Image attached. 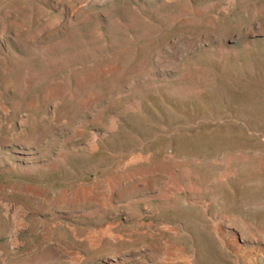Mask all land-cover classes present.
Here are the masks:
<instances>
[{"label": "rangeland", "instance_id": "374dc122", "mask_svg": "<svg viewBox=\"0 0 264 264\" xmlns=\"http://www.w3.org/2000/svg\"><path fill=\"white\" fill-rule=\"evenodd\" d=\"M0 264H264V0H0Z\"/></svg>", "mask_w": 264, "mask_h": 264}]
</instances>
